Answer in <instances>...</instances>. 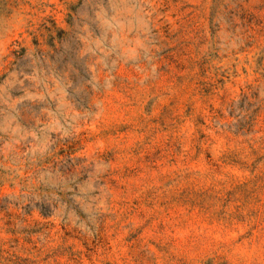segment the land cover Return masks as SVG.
<instances>
[{
  "label": "rangeland",
  "instance_id": "1",
  "mask_svg": "<svg viewBox=\"0 0 264 264\" xmlns=\"http://www.w3.org/2000/svg\"><path fill=\"white\" fill-rule=\"evenodd\" d=\"M0 264H264V0H0Z\"/></svg>",
  "mask_w": 264,
  "mask_h": 264
}]
</instances>
